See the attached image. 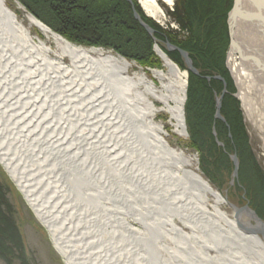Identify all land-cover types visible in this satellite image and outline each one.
<instances>
[{"label": "bare ground", "instance_id": "1", "mask_svg": "<svg viewBox=\"0 0 264 264\" xmlns=\"http://www.w3.org/2000/svg\"><path fill=\"white\" fill-rule=\"evenodd\" d=\"M15 1L22 15L0 0V164L64 264H264L256 211L237 218L230 204L227 214L219 190L154 121L156 101L173 132L185 133L187 71L158 44L163 67L149 73L103 47L77 45ZM135 1L143 15L166 20L159 0ZM241 4L255 13L249 0ZM239 14L237 37L252 49L260 44L262 58L264 39ZM229 62L264 152V74L234 51Z\"/></svg>", "mask_w": 264, "mask_h": 264}, {"label": "trees", "instance_id": "2", "mask_svg": "<svg viewBox=\"0 0 264 264\" xmlns=\"http://www.w3.org/2000/svg\"><path fill=\"white\" fill-rule=\"evenodd\" d=\"M18 1L66 39L88 46L102 45L115 49L123 57L136 59L144 67L157 65L158 59L152 50L151 40L138 25L132 15V6L127 0ZM132 1L142 20L154 28L155 36L187 51L193 67L199 71V75H195L191 70L188 71L189 84L185 111L189 144L201 154L200 165L204 175L214 177L216 172H222L227 162H230L227 150L236 154L240 165L239 179L235 186L245 191L259 214L262 213L263 216L264 173L256 163L253 153L249 151L250 146L244 131L239 102L237 98L232 97L234 87L223 62L224 55L223 53L221 55L220 48L217 49L215 46L218 38L221 40V37H223L222 43H228L225 18L232 0H175L173 10H167V14L171 15L180 27L188 30V37L184 40L175 35L176 31L172 32L167 28L166 31L163 30L156 22L143 15L135 0ZM167 55L178 64V67L187 68L179 51H167ZM215 74L227 79L226 88L229 91L224 94L220 109L221 115L226 120L225 123L213 119L214 92L221 93L223 83L213 77L209 81L206 77ZM214 123L217 140L212 132ZM218 141L225 147H221ZM1 217L6 219V215ZM4 220L0 221L1 227ZM10 234L15 237V241L13 238L9 241L7 236H0V256L7 263H10L9 257L14 256V249L20 248L15 228L11 227V231L7 232V235ZM2 237H5L4 241L10 243L1 240ZM20 259L21 262L23 261L22 264H25L26 261L21 256Z\"/></svg>", "mask_w": 264, "mask_h": 264}, {"label": "rangeland", "instance_id": "3", "mask_svg": "<svg viewBox=\"0 0 264 264\" xmlns=\"http://www.w3.org/2000/svg\"><path fill=\"white\" fill-rule=\"evenodd\" d=\"M127 2L129 4H131V6L133 8L132 0H131V3L128 0H127ZM6 3L13 11L18 13L17 15H22L21 10H19L17 8V4H16L15 0H6ZM158 3L161 5L163 10L166 12V20L161 21V20L152 19L148 15H147V17L150 18L151 20H153L154 22H156L157 25H159L163 30H165L166 28H169V29H171L170 31H172V32L176 31L175 35H177L180 39H183V40L186 39L188 37V32H187L188 30L180 27V29H181V32H180L179 29L176 28L177 25L173 23L171 15L167 14V10H169V11L172 10L173 6L170 7V6L166 5V3H163L160 0L158 1ZM87 10H88V8H87ZM135 20L138 22V20L136 18H135ZM143 22H145V21H143ZM138 25L141 26L139 22H138ZM141 27L144 30V34H146V36L149 37L151 40L152 50L155 54V57L158 59L156 66L144 67L136 59L134 60V59L126 58L125 56L123 57L121 54H119L117 51H115V49H110V48H107V47L102 46V45L101 46L91 45V46L92 47H98V48L103 47L112 53L113 52L115 54L117 53L120 56H122L123 58L128 59L131 62H134L135 64L138 65L139 68L143 69L147 73H149V68H157V67L162 68L163 67L162 59L159 58V56L156 53V47L155 46L157 44L161 47V50L163 51V53L166 54L167 57H169L167 55V51L168 52L179 51V49L184 51V49H182L179 46H176L177 48H179L177 50L167 49L164 46L167 41H162L157 36H155L154 28H152L150 26L153 29V33L150 34L145 29V27H143V26H141ZM173 27L176 28L177 30H174ZM94 31L99 32L100 30L94 29ZM222 39H223V37H221V40H220V38H218V42L215 46L217 49L220 48V54L222 55V53H223V55H224V61L223 62H224L225 66L227 68V71L229 73V78L232 81V86L234 87V91L232 92V97L237 98V100L239 102L238 107L241 110L244 131H246V136L248 139L247 141H248V144L250 146L249 151L253 153L252 155H254L256 163H258V166L261 168L262 172L264 173V152H263L262 147H261L260 136L256 134V131L253 129L252 124H250L248 122L249 120H245L246 117H245V113L243 111L244 109H242L240 99L237 97L239 94V89H238V87H236L237 85L235 82V77H233L231 75L232 63L229 62V59H230L229 44L227 43L228 44L227 45L226 42L222 43ZM220 41H221V44H219ZM74 43L77 45H83L86 47H91V46L81 44V43L80 44L76 43V42H74ZM171 45H173V44H171ZM185 52H187V51H185ZM180 57H182L181 54H180ZM182 59H183V57H182ZM183 61H184V59H183ZM65 62L69 63L66 60H65ZM184 64H185V62H184ZM138 67L135 66L132 69H130V73L134 72L135 70H138L139 69ZM185 67H187L186 64H185ZM175 68H177L178 70L181 69V72L186 70L187 74H189L188 71H190L188 67L186 69L182 68L180 66H179V68L178 67H175ZM192 73H194V72H192ZM195 75H199V71H198V74H195ZM185 76H186V73H185ZM212 77L223 83V87H222L223 89H222L221 93H217L216 91L214 92V99H215L214 108L216 109V97H219L222 94V92L224 91V87L226 88V86H227L226 80L227 79L225 77L220 76L219 74L207 76L206 78H208V80L210 81L212 79ZM217 77H220L221 79H223V81ZM186 79H187L186 80L187 84L185 87L187 89L188 84H189V78H186ZM58 90L59 89H55V91L53 93L57 92ZM226 90L229 91L227 88H226ZM226 92L224 94H226ZM187 93H188V89L186 91L185 102L183 104V120L185 122H186L185 105L187 103ZM54 96L55 95L53 94V97ZM221 99H222L221 100V106H222L223 97ZM153 102H154V105L156 106V108L158 109L157 113L154 117V121H156V123H158V124L159 123L163 124V127H164L163 131L166 134L165 138L168 141L169 145H172L173 147L181 149L185 152V154L189 155L193 159L194 168L201 175L204 176L205 180H207L211 183L212 187H214L216 190H219L222 197L225 198V204L221 205V208H223L224 211L227 212V214L233 215V213H234L233 208H231L230 204H233L234 206L239 207V208L243 205H247L250 209L251 208L254 209L256 211L257 215L259 217L263 218V220H264V215L262 216L261 212H260L261 215L259 214L257 207L254 206V204L251 202V199H249V196H247L245 191L243 189H240L239 186H235V183L238 182L239 175H238V171H237L238 176L233 179L232 174H233V170L235 167H234V164L232 161V157L234 155L236 156V154L227 150L229 153L228 156L230 157V162H227V165H225L224 169L221 170L222 172H216L214 177H212L211 175L210 176L204 175L203 171L201 170V165H200L201 154L199 153V151L194 146L189 144V133H187V122H186L185 133L182 134V136L175 134L173 132L175 123H173L174 120L171 118V114H169L164 109H162L163 108L162 103L156 102V101H153ZM215 109H214V111L216 113ZM215 113H214L213 119L214 120L219 119V118H216ZM55 117L56 118H54V120L56 122H58L60 117H58L57 114H55ZM61 121H63V120L61 119ZM61 121L59 120V122H61ZM223 122L225 123L226 120ZM51 124H53V123H51ZM212 132H213L214 138L217 140V132L215 130V123L212 126ZM218 143L220 144L221 147H223V148L225 147V145L222 142L218 141ZM203 155H204V153H203ZM236 158H238V157L236 156ZM139 162H140V165H143V163L141 161H139ZM238 163H239V160H238ZM230 164H232L231 167H230ZM124 179H126L127 182L129 183V179H127L126 177H124ZM0 188H1V190H0V221L4 220L1 216L6 215V219H5L6 222L4 220L3 227L0 226V228H2V229H0V236L4 235L5 237L7 236L9 241H11L10 239H12V238L14 239L13 241H15V237H13L12 234H10V236L7 235V232L11 231V227L15 228V230L17 231V235H18L17 242L19 243V247H20L18 249H14V256L9 257L10 263H7L0 256V264H22L23 261L21 262L20 256L23 260L26 261L25 264H64V260L61 259L59 254L56 252L55 246L53 245L52 241L50 240V237L48 235L47 230L45 229V227L41 224V222L39 221V219L35 215L34 211L30 207V205L28 204L24 195L19 190V187H17V185L15 184V182L13 181V179L11 178L9 173L4 169V166H2L1 164H0ZM86 191H88V190H86ZM93 193H94V195L99 196L98 192L97 193L93 192ZM263 210H264V208H263ZM7 221H8V224H7ZM131 222L137 228L143 227L142 224L140 225V223H136V222L134 223V221H131ZM184 231L191 233L188 231L187 228L186 229L184 228ZM5 237H2L1 240L4 241ZM9 241H4V242H7V244H8V243H10Z\"/></svg>", "mask_w": 264, "mask_h": 264}, {"label": "water", "instance_id": "4", "mask_svg": "<svg viewBox=\"0 0 264 264\" xmlns=\"http://www.w3.org/2000/svg\"><path fill=\"white\" fill-rule=\"evenodd\" d=\"M128 1L131 3V0H128ZM249 1L252 4V6L254 7V9L256 10L255 13L250 12L247 8L242 6L241 0H235L234 6H232L233 8H231V10H230L231 12L228 15L227 22H228V33H229V54L231 51H234V54L235 55L237 54L239 56L240 62L243 64L244 63L245 64L249 63L251 65L252 64H258L259 73L262 72V74H264V68H261V67H264V42L262 43V47H261V49L263 50L262 51L263 54H262V58H261L259 56V52H258V49H260V44L258 45L256 43H254L253 44L254 48L252 49L250 46V43H248L247 41H244L243 43L240 42L239 38L236 35L237 27L240 24H243V23H241L242 21H239L237 18V15L240 13L239 15L243 16V20L246 21L244 23L250 24L252 26V31L257 32L260 35V37L262 36L261 38L264 39V8L261 7V5L258 3L257 0H249ZM231 13H232V15H231ZM133 15L138 20V22L140 23L141 26L145 27V29L150 34L153 33V29L149 25H147L145 22L142 21L141 17L137 14L135 9H133ZM258 23L261 25L260 27H259ZM164 46L169 50L179 49L176 46L171 45L168 41L165 43ZM252 50H254V52ZM179 52H180L181 56L183 57L184 62L186 64V66L189 68V70H191L195 74H198V70L195 67H193L192 60H191L190 56H188V53L181 50V49H179ZM217 78L221 79L220 77H217ZM221 80L223 81V79H221ZM226 91L227 90L224 87V91L222 92V94L219 97H216V109H215L216 113H215V116H216V118H219L222 121H225V120H224L223 116L221 115V110H220L221 100H222L221 98L223 97V95ZM232 161H233V164L235 167L233 170V174H232L233 179H234L238 176L237 175V171H238V167H239L238 158H236V156L234 155L232 157ZM241 209L242 210H249L250 212L253 213V215L255 217H257V215L254 213V210L252 208L250 209L247 205H243L240 208L237 207L235 209V215L237 218H238L239 212L242 211ZM257 221H258V224H261L260 227H258V230H260V232H261L262 229H264V221L261 220L259 217H257Z\"/></svg>", "mask_w": 264, "mask_h": 264}]
</instances>
